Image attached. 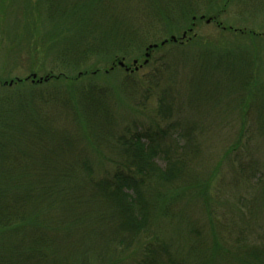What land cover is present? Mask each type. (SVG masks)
Masks as SVG:
<instances>
[{"label":"trees","instance_id":"trees-1","mask_svg":"<svg viewBox=\"0 0 264 264\" xmlns=\"http://www.w3.org/2000/svg\"><path fill=\"white\" fill-rule=\"evenodd\" d=\"M100 1L61 5L76 13L61 16L81 29L79 39L65 43L76 56L69 74L0 83V264H264V244L238 225L242 206H228L212 191L221 159L244 172L243 157L252 175L260 172L251 151L253 139H264V85L252 79L249 88L259 91L241 97L244 116L234 140L216 148L213 169L196 172L214 146L205 145L206 128L185 112L180 93L185 46L203 42L191 33L194 20L180 34L188 17L175 29L169 27L173 12L118 14ZM37 2L34 9L43 2L53 22L51 6L60 1ZM62 31H49L45 41L60 40ZM226 31L230 49L201 48L190 57L196 85L216 86L214 74L223 76L228 65L239 74L251 66L254 74L259 35ZM111 49L112 58L103 57ZM132 54L136 64L123 70L117 58ZM80 55L112 65L75 70ZM113 72L117 83L108 80ZM249 108L252 127L245 121ZM10 152L22 156L21 170L15 159L4 162Z\"/></svg>","mask_w":264,"mask_h":264},{"label":"rangeland","instance_id":"rangeland-1","mask_svg":"<svg viewBox=\"0 0 264 264\" xmlns=\"http://www.w3.org/2000/svg\"><path fill=\"white\" fill-rule=\"evenodd\" d=\"M37 1L0 0V9H2L0 10V83L14 77L23 79L30 75H35L33 80H43L47 76L54 77L63 75V73L66 75L70 73L71 66L76 62V56L69 51L65 43L69 44L76 37L79 39L81 29L78 30L75 27L74 21L61 16V12H67L66 17H69L70 13L76 14L70 5L64 10L61 7L66 1L71 4L74 0H59L58 4L51 6L50 12H54L57 16L53 22L45 18L44 12L46 11H44L43 2L42 7L34 9ZM100 3V6L106 7L107 10L112 8V11L118 14H121L120 12H156V14L173 12L175 17L172 16L169 27L175 29L178 28L180 21L188 17L189 21L184 24L185 27L178 29L180 34L188 28V25H191L190 19L194 20L191 33L203 42L202 44L197 41L190 42L185 46L184 51L189 59L187 58L188 61L183 63V70L180 69V93L184 99L185 112L199 126L206 128L205 145L214 146L207 149L202 155L203 161L198 168L194 169L200 174H203V170L213 169L218 157L220 158L215 154L216 148L228 146V143L234 140V132L240 123V117L244 116V113L241 115L238 109L241 97L258 94L259 90L256 92L255 88H249L252 79L256 81L255 86L264 85V0H111L109 6L103 0ZM124 4L127 5V10H121ZM208 19L213 21L206 22ZM33 21L36 25H33ZM159 28H162L161 25ZM229 28L237 33L253 31L259 35L255 39L261 45L257 47L260 56L255 60L254 74H251V66L247 67L244 74H239L234 73L227 64V70L224 71L223 76L218 75L217 72L214 74L216 86L207 84L204 80H199L197 82L199 85H196L198 72L194 64L190 63V57L193 58L192 55L201 48L206 50L213 48L217 51L230 49L233 44H230L229 35H227L231 34L226 31ZM51 30H63L62 37H65V41H60L62 38L60 37V40L46 42L45 37ZM253 39L251 37V40ZM150 40L151 38L148 41ZM162 40L163 38L158 40L157 44ZM235 40L237 39L232 38V41ZM238 45L243 46L241 43ZM108 47L112 48L113 45ZM113 50L107 51L106 56L103 55V57L112 58ZM144 54H146V59L148 58V52L144 51L142 60ZM81 58L79 59L85 63L82 62L75 70L97 69L102 72L112 65L109 62L103 67L98 59L88 58L86 60L82 56ZM134 58L135 54L124 58L118 57L117 63L122 62L124 65L122 69H128ZM108 80L117 83L118 74L113 72ZM195 85L196 90H194ZM250 105L255 106V104ZM126 114L130 113L127 111ZM145 114H141L140 117H146ZM254 117V109L249 108L245 116L248 126L254 125ZM245 140L246 137L241 143ZM253 145L255 148L251 151L252 160H255L254 163L260 172L256 171L252 175L247 166L249 162L243 157L237 159H241L245 166L244 172L236 170L237 163L231 165L229 159H221L218 171L212 176V191L216 192L213 193L215 199L220 196L228 200V206L233 205L235 209L238 208L237 206H242L243 210L238 209L235 215L238 225L245 228L251 241L256 238L264 244V185L262 184L264 182V139L256 137L253 139ZM12 160L19 170L24 167L22 156L10 152L4 162L8 163ZM194 163L197 164L195 161ZM230 165L235 169H232ZM11 170L14 171V169ZM216 203L221 205V202ZM0 233V238H2L3 233ZM4 236L7 238L8 234Z\"/></svg>","mask_w":264,"mask_h":264},{"label":"water","instance_id":"water-1","mask_svg":"<svg viewBox=\"0 0 264 264\" xmlns=\"http://www.w3.org/2000/svg\"><path fill=\"white\" fill-rule=\"evenodd\" d=\"M209 21H210L209 19L206 20V22H209ZM184 36H185V34H183V37H184ZM170 39L173 40V41L176 40L175 37H171ZM149 47H150V48H151V47H156V45H150ZM144 63H146V61H145ZM118 64H119V66L124 67V65H123L122 62H119ZM133 64H136V61H133ZM32 78L35 79V75H32ZM41 80H42V79H39V81H41Z\"/></svg>","mask_w":264,"mask_h":264}]
</instances>
